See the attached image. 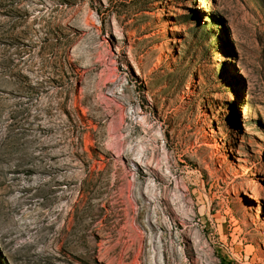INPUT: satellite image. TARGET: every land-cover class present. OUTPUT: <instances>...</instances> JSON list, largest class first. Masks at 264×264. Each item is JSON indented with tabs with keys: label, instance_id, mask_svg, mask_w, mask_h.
Returning <instances> with one entry per match:
<instances>
[{
	"label": "rangeland",
	"instance_id": "obj_1",
	"mask_svg": "<svg viewBox=\"0 0 264 264\" xmlns=\"http://www.w3.org/2000/svg\"><path fill=\"white\" fill-rule=\"evenodd\" d=\"M0 264H264V0H0Z\"/></svg>",
	"mask_w": 264,
	"mask_h": 264
},
{
	"label": "bare ground",
	"instance_id": "obj_2",
	"mask_svg": "<svg viewBox=\"0 0 264 264\" xmlns=\"http://www.w3.org/2000/svg\"><path fill=\"white\" fill-rule=\"evenodd\" d=\"M85 185V184H84ZM80 200V199H79ZM108 201V200H107ZM78 202V201H77ZM76 207V206H75ZM73 217H74V215H73ZM73 220V219H72ZM68 227V226H67ZM88 227H89V224H88ZM87 226H86V229H89ZM59 235V234H58ZM55 239V238H54ZM58 241V240H57ZM61 244V243H60ZM81 251V250H80ZM86 256V258H85V260L86 261H88V262H94L95 263V259H96V256H95V252H94V249L92 250V249H90L89 251H86V254H85Z\"/></svg>",
	"mask_w": 264,
	"mask_h": 264
}]
</instances>
